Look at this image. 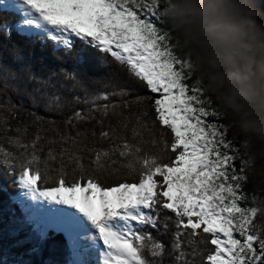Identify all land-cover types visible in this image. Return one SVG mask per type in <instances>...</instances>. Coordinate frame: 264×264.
Returning a JSON list of instances; mask_svg holds the SVG:
<instances>
[{
	"label": "snow or ice",
	"instance_id": "obj_1",
	"mask_svg": "<svg viewBox=\"0 0 264 264\" xmlns=\"http://www.w3.org/2000/svg\"><path fill=\"white\" fill-rule=\"evenodd\" d=\"M162 9L160 0H0V44L14 30L81 62L91 52L135 86L89 91L65 72L71 86L61 90L55 73L18 76L0 47V140L9 146L0 143V172L30 200L69 209L61 226L81 248L98 249L99 264H165L167 256L171 264H264V205L245 191V153L184 67ZM9 89L20 103L3 99ZM41 107L71 114L61 127ZM113 176L111 186L100 183ZM148 229L170 234L168 245Z\"/></svg>",
	"mask_w": 264,
	"mask_h": 264
},
{
	"label": "clouds",
	"instance_id": "obj_2",
	"mask_svg": "<svg viewBox=\"0 0 264 264\" xmlns=\"http://www.w3.org/2000/svg\"><path fill=\"white\" fill-rule=\"evenodd\" d=\"M160 2L175 51L239 138L253 189L264 192V12L258 0Z\"/></svg>",
	"mask_w": 264,
	"mask_h": 264
},
{
	"label": "trees",
	"instance_id": "obj_3",
	"mask_svg": "<svg viewBox=\"0 0 264 264\" xmlns=\"http://www.w3.org/2000/svg\"><path fill=\"white\" fill-rule=\"evenodd\" d=\"M258 4L260 5L262 12H264V0H258ZM8 22H11V17L8 16L6 13L3 16ZM164 28L165 25H162ZM3 56H4V65L8 67L11 71L16 72L18 76H23L27 72H31L37 76L38 79H47L49 76H52V82L60 88L63 84L64 89L66 90L71 86V82L64 81L63 74L67 73H74L79 79H82L85 82V87L89 89V91H99V92H106L112 91L114 89H119L121 87H128L134 88L135 86L132 82L127 78L126 73L119 71L115 66L104 62L103 58L98 56L94 53H87L85 55V59L81 62L78 61L76 58V53L72 54H65L63 51H53L52 45L49 44H41L39 42L33 43V41L25 36L17 35L16 32L13 30L11 33V37L3 38L2 44ZM15 50H19V54L22 56V60L14 59L13 52ZM79 51V49H77ZM179 55V53H177ZM193 79H195L193 77ZM9 84L15 83V81L9 79ZM39 87V84L33 83L29 85V88ZM76 94L83 96V91L80 89L74 90ZM71 94V93H70ZM136 92H133L135 95ZM140 95H144L145 92L143 90H139ZM11 98L13 102L20 103L21 100L16 95H14L11 90L9 89L7 93L3 96V99ZM211 98V97H210ZM25 108H28L29 105L26 101H24ZM214 108H217L216 104L213 102L212 105ZM82 107L81 105H77L76 108ZM139 107H133V111H138ZM39 113L41 115L46 116L49 120H55L61 127H64L63 120L66 115L71 114L70 109H65L63 113L57 112H45L43 107L39 109ZM151 116V112H150ZM19 120H28L29 117L26 114H20L18 116ZM12 124H15L16 120L10 121ZM222 122L226 123L224 119ZM107 123V122H106ZM113 123L115 121L113 120ZM87 127H92V125H88ZM73 134L76 129H70ZM97 132H99V128L97 127ZM228 138L233 139L234 143H237L239 146V138L235 137L232 131L229 129ZM0 143H3L4 146L7 148L6 140H0ZM89 146H92L94 143V138L89 137L87 142ZM96 146L98 147H107L108 142H101L95 141ZM241 152L243 150L241 149ZM85 162L87 163V158L89 153L85 151ZM239 165V161L236 162ZM0 180L3 182V186L6 190L10 191L11 194H17L20 190L16 184L12 182L11 177L6 174L0 172ZM118 182V178L108 177V178H101L100 183L105 186H111L112 184ZM245 191L249 194H256L260 199L264 198V192H256L253 189L251 182L249 181L246 185ZM258 222L264 223V216L258 217ZM148 231H152L154 236H157L158 239L162 240L165 245H168L170 240V234L168 235H159L155 230L148 229ZM40 233L37 231V235ZM46 234V233H45ZM66 237V236H65ZM69 246V245H68ZM66 248V244L64 246ZM63 248V247H62ZM70 248V247H69ZM72 258V251L69 249ZM172 257L167 256L165 257V264H171ZM70 264V262L68 263Z\"/></svg>",
	"mask_w": 264,
	"mask_h": 264
},
{
	"label": "rangeland",
	"instance_id": "obj_4",
	"mask_svg": "<svg viewBox=\"0 0 264 264\" xmlns=\"http://www.w3.org/2000/svg\"><path fill=\"white\" fill-rule=\"evenodd\" d=\"M18 193L11 194L0 180V264H71L75 256L71 243L75 236L70 237L58 222H52L42 232L19 202ZM88 257L95 255L88 251Z\"/></svg>",
	"mask_w": 264,
	"mask_h": 264
},
{
	"label": "bare ground",
	"instance_id": "obj_5",
	"mask_svg": "<svg viewBox=\"0 0 264 264\" xmlns=\"http://www.w3.org/2000/svg\"><path fill=\"white\" fill-rule=\"evenodd\" d=\"M19 202H21L30 213L31 218L37 221L39 229L44 232L46 231L52 222H58L60 224L61 213L70 211L61 205L49 204L43 201H32L25 195L22 190L19 191ZM61 225V224H60ZM90 232H81V237L90 235ZM80 241L74 237L71 243L72 250L74 251V260L71 264H99V252L98 249H92L89 247L87 250L79 246ZM88 251L95 255V258L88 257ZM87 258V260H86Z\"/></svg>",
	"mask_w": 264,
	"mask_h": 264
},
{
	"label": "water",
	"instance_id": "obj_6",
	"mask_svg": "<svg viewBox=\"0 0 264 264\" xmlns=\"http://www.w3.org/2000/svg\"><path fill=\"white\" fill-rule=\"evenodd\" d=\"M258 7H259L260 11L262 12V9H261V7H260V5H259V4H258Z\"/></svg>",
	"mask_w": 264,
	"mask_h": 264
}]
</instances>
